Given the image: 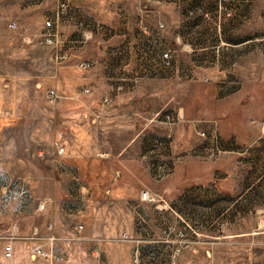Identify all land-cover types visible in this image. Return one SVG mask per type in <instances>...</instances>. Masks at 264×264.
<instances>
[{
  "label": "rangeland",
  "instance_id": "1",
  "mask_svg": "<svg viewBox=\"0 0 264 264\" xmlns=\"http://www.w3.org/2000/svg\"><path fill=\"white\" fill-rule=\"evenodd\" d=\"M81 1L0 0V109L19 115L0 129V243L43 249L34 240L54 241L53 221L93 211L131 212L136 229L162 196L165 225L140 264H264V0H124L109 11ZM130 16L142 25L94 22ZM126 29L131 40L116 41ZM50 109L131 162L86 186L71 155L61 183L45 181L29 128ZM143 193L154 202L142 206Z\"/></svg>",
  "mask_w": 264,
  "mask_h": 264
},
{
  "label": "crops",
  "instance_id": "2",
  "mask_svg": "<svg viewBox=\"0 0 264 264\" xmlns=\"http://www.w3.org/2000/svg\"><path fill=\"white\" fill-rule=\"evenodd\" d=\"M84 1L98 2L103 10L108 11L113 8L117 9L121 3L126 4L127 2L124 0ZM82 2L81 0H72L71 5L73 8H79ZM127 7L128 6L124 5L125 9ZM128 8L129 11H132L133 6L130 4ZM146 8V5L142 3L134 5V10H146ZM94 22L98 24L97 26L105 27L103 30L106 31L111 25H125L126 27L142 25L143 20L134 19L131 16L119 18L104 17L100 20L94 19ZM113 35L116 41L123 39L125 42L130 41V38L133 36L127 33V29L124 30L123 33ZM111 56L123 57V54L119 49H116ZM117 63L116 61L114 64L116 65ZM31 117L32 115H30V118ZM64 117L65 114L62 112L56 113V111L53 112L52 109L46 110L44 120L34 125L32 128H29L33 130V132H31V137L34 140L39 138L42 142L39 148L33 145L30 150L34 153H43L46 156L44 160L48 175L44 177L45 181L50 180V184L59 185L61 182L58 183L57 180H62V175L57 171L68 169V164L70 165L72 161L70 158L71 155L76 156L74 162H77L79 168V177L77 178L82 179V185L86 186L105 184L107 180L113 178V175H118L117 170H120V168H118V162H123L124 166L131 162L130 159L128 160L126 157L118 161L114 156H108L107 153L110 151H102V147L97 146L99 142L97 133L94 136L90 130L76 129L69 131V123L67 122V124L64 122ZM18 118L19 115L15 113H12L9 117H5L4 113H2V109H0V129L5 132L8 129L14 128L15 125H13V123H19ZM40 128L43 130H40ZM6 138L7 137H5L4 140ZM72 140H75V142ZM86 143L88 145H86ZM59 148H63V154L58 152ZM103 154H106V156H103ZM124 183L129 184L130 181ZM161 198L162 199L158 202L164 204L159 205V207L162 208H158L157 206L147 213L143 211L144 209L141 210V216H137V220H140V223L137 221L140 227L136 229L134 228L135 221L133 214L128 211L124 213L112 211L109 212L108 215L93 211L91 215L88 214L86 217H82L87 219H81L76 222L66 221L65 225H60V223L53 221L51 224L52 226H50L51 230H49V234L55 238L54 241L49 242L47 237H44L43 240L35 238L34 241H41L42 247L46 252L60 257L61 260L59 262H49L32 256L29 253V248L32 244L26 241L28 239H25V241L9 240L3 242V244L0 243V264H87L85 260L88 259H92V264H116L117 260H122L121 264H132V257L135 253L142 257V253L146 249L147 244L158 242V240L155 239H159L157 235L158 231L165 225V218H167L164 213V211L167 210L165 208L167 200L162 196ZM147 204L149 205V203L143 201L141 205L146 206ZM122 214H124L125 219L124 230L121 226L122 222L119 220ZM150 215L152 217H149ZM48 216L49 215H46L45 217L48 218ZM104 217L112 218V220H104ZM71 218L77 217L72 215ZM126 218H128V222ZM78 226H82L81 231L78 230ZM123 233L129 235L130 241L126 242L121 240L120 235ZM148 233L154 237V240L153 238H151V240L145 237ZM8 243L12 246L11 259H5L1 254L2 245L4 246Z\"/></svg>",
  "mask_w": 264,
  "mask_h": 264
},
{
  "label": "built area",
  "instance_id": "3",
  "mask_svg": "<svg viewBox=\"0 0 264 264\" xmlns=\"http://www.w3.org/2000/svg\"><path fill=\"white\" fill-rule=\"evenodd\" d=\"M48 26L49 23H47ZM63 150L62 148H59L58 152L61 153ZM143 201L146 202V203H151V202H154V198L151 197L150 195H148L147 193H143ZM43 208V207H42ZM182 235L180 234V237ZM121 240L123 241H128V237L126 235H123L121 237ZM29 251H30V254L34 257H39V258H47L48 256L46 255V253L44 252V250L41 248V246H38V245H33L29 248ZM3 252H4V258L5 259H11L12 257V247L11 245H6L4 246L3 248ZM141 260H140V256L135 253L132 257V264H140Z\"/></svg>",
  "mask_w": 264,
  "mask_h": 264
}]
</instances>
